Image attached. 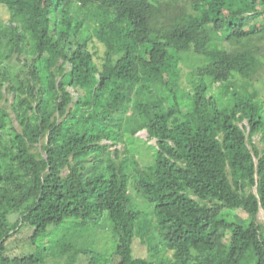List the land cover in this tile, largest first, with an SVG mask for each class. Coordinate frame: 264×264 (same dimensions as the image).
Returning <instances> with one entry per match:
<instances>
[{
  "label": "trees",
  "instance_id": "16d2710c",
  "mask_svg": "<svg viewBox=\"0 0 264 264\" xmlns=\"http://www.w3.org/2000/svg\"><path fill=\"white\" fill-rule=\"evenodd\" d=\"M0 5V264H39L48 235L75 264L87 246L67 238L102 212L114 264H264V119L248 92L264 67V0ZM125 118L155 140L134 188L153 207L148 251L168 258L132 257L139 213L109 151Z\"/></svg>",
  "mask_w": 264,
  "mask_h": 264
},
{
  "label": "rangeland",
  "instance_id": "374dc122",
  "mask_svg": "<svg viewBox=\"0 0 264 264\" xmlns=\"http://www.w3.org/2000/svg\"><path fill=\"white\" fill-rule=\"evenodd\" d=\"M181 3L182 1H179V4ZM10 20L11 16L8 9L0 5V26L9 23ZM14 21L18 20L14 19ZM263 45L264 41L261 46ZM98 51L102 54V46L99 45ZM181 66L183 69L182 81L186 85V82H188V79L194 73L196 66L195 57L190 55V60L182 63ZM233 81L235 83H242L237 78ZM252 90L257 91L259 98L262 100V117L264 119V67L261 78L251 83V86H248V92ZM132 118H134V113ZM120 126L123 131L122 141L115 146H111L109 151L112 153L118 151L120 154L117 161H115L117 166L116 173L118 177L122 175L127 177L126 188L130 198V207L139 213L134 223L136 229L134 228V239L131 246L132 257L145 258L150 261H154L158 257H171V252H163L162 255L157 254L156 248L153 251H148L149 247H156L159 239L153 207L134 188V183L138 178V170H147L155 161V140L149 138L144 128L134 129V124L129 119L125 118ZM253 142L259 149L262 148L259 142V136H255ZM104 144L110 143L104 142ZM115 157H118L117 154ZM263 218V212L260 210L257 216L258 223H262ZM67 240H70L71 245L76 248L87 246V254H85V257L80 256L76 259L75 264H87V261L90 259L96 262V264H114V261H116L115 263L118 261L116 259L114 260L113 252L116 242L113 238L110 222L105 212L100 213L94 221L88 224L83 232H74ZM56 242L57 240L51 238L49 235L37 242L43 254V256H40L41 262L39 264H67V256H61L59 254V250L54 246ZM73 254L72 251L69 252V255Z\"/></svg>",
  "mask_w": 264,
  "mask_h": 264
}]
</instances>
